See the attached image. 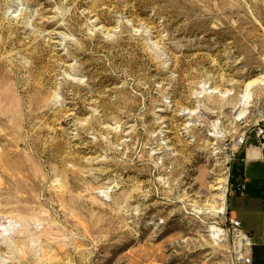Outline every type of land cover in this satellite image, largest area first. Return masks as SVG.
Segmentation results:
<instances>
[{"label": "rangeland", "instance_id": "obj_1", "mask_svg": "<svg viewBox=\"0 0 264 264\" xmlns=\"http://www.w3.org/2000/svg\"><path fill=\"white\" fill-rule=\"evenodd\" d=\"M259 75L264 0H0V264L260 257Z\"/></svg>", "mask_w": 264, "mask_h": 264}, {"label": "built area", "instance_id": "obj_2", "mask_svg": "<svg viewBox=\"0 0 264 264\" xmlns=\"http://www.w3.org/2000/svg\"><path fill=\"white\" fill-rule=\"evenodd\" d=\"M251 132H254V137H255V140L257 141L256 145L254 146L255 149H257L261 152L263 151V149H264V119L257 121V123L251 127V129L249 128L247 131H244L243 133L236 135V139L234 141V143H236L235 151H238L242 146H244L247 143V140H248ZM252 160H264L263 153H262L261 158L252 159ZM248 182H249V180L246 177L245 172L242 171L241 173H239L238 177L236 178L235 183H232L230 185L228 195L229 196L230 195H239L242 197L246 196V190H247ZM226 223L229 225L230 228H232V231L234 233H236V234L237 233H240V234L243 233V236L247 240H249V242H250L249 246L255 245V239H254L253 235L249 232H246L242 228V225L239 222V220L236 219L235 217L231 216L229 214V212H228V216L226 218ZM242 262L244 264H251L252 256L250 254L246 255V258H242Z\"/></svg>", "mask_w": 264, "mask_h": 264}, {"label": "bare ground", "instance_id": "obj_3", "mask_svg": "<svg viewBox=\"0 0 264 264\" xmlns=\"http://www.w3.org/2000/svg\"><path fill=\"white\" fill-rule=\"evenodd\" d=\"M263 78H264V75H259V76H257V77H255V78H253L252 80H250V81H247V82H245L243 85H242V89L240 90V93H241V95L242 96H245V94H247V91L250 89V87L252 86V85H255V84H257V83H259V82H261L262 80H263ZM261 156H262V153H254L253 155H251L249 158H248V155H247V159H246V162H248V160L250 161V160H252V159H258V158H261ZM220 183L222 184V185H219L218 187H217V189H221V191H220V193L219 194H217V199H218V205L216 204V202H215V204L214 205H212L211 207L213 208V209H215V211L217 212V213H223V211H224V192H223V190H222V188H223V186H224V184H226V179H223V180H221L220 181ZM211 228H213V230H210V231H214V227L213 226H210ZM215 230H216V228H215ZM217 230H219V229H217ZM214 233V232H213ZM235 238H236V243H237V245L239 246V247H248L249 245H250V242H249V240H247L244 236H243V233L242 234H240V233H237L236 234V236H235Z\"/></svg>", "mask_w": 264, "mask_h": 264}, {"label": "water", "instance_id": "obj_4", "mask_svg": "<svg viewBox=\"0 0 264 264\" xmlns=\"http://www.w3.org/2000/svg\"><path fill=\"white\" fill-rule=\"evenodd\" d=\"M262 255L260 257H254L252 259L251 264H264V226H263V232H262Z\"/></svg>", "mask_w": 264, "mask_h": 264}, {"label": "crops", "instance_id": "obj_5", "mask_svg": "<svg viewBox=\"0 0 264 264\" xmlns=\"http://www.w3.org/2000/svg\"><path fill=\"white\" fill-rule=\"evenodd\" d=\"M249 151H250V150H249ZM255 151H256V153H258V154H259V153H262L261 151H259V150H257V149H255ZM248 161H249V160H248ZM250 161H251V160H250ZM229 213H230L231 216H233V217L236 218L234 212H230V211H229ZM236 219H237V218H236ZM246 231H247V230H246ZM248 232L251 233V234L253 235V232H252V231H248ZM258 235H259V234H258Z\"/></svg>", "mask_w": 264, "mask_h": 264}]
</instances>
